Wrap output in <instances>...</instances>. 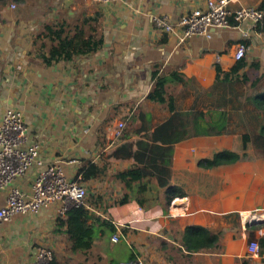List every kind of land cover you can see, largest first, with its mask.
Listing matches in <instances>:
<instances>
[{"label": "crops", "instance_id": "0c3cea01", "mask_svg": "<svg viewBox=\"0 0 264 264\" xmlns=\"http://www.w3.org/2000/svg\"><path fill=\"white\" fill-rule=\"evenodd\" d=\"M205 2L24 0L33 15L0 5V119L8 109L19 111L43 164L60 163L69 178L84 164H109L102 179L82 184L89 214L115 227L113 233L99 227L88 253L71 252L58 226L65 215L58 216L57 208L17 215L0 230V264H32L37 245L68 264L133 259L144 264H264V157L242 140L259 134L264 124V33L250 30L243 37L249 24L242 22L212 30L210 39L180 41V29L164 33L152 23L153 17L164 15L175 24ZM243 7L264 13V0L229 4L231 10ZM69 40L100 41L101 46L45 63L52 50ZM240 48L244 66L234 73ZM155 70L166 77L175 111L196 124V134L173 147L170 182L182 193L174 198L181 209L177 214L165 190L154 187L143 195L148 204L140 206L133 199L119 205L125 192L114 175L131 163L108 160L119 123L132 133L140 116L151 129L170 117L166 108L147 99ZM222 153L238 158L211 169L199 166ZM35 175L31 170L14 185L28 191ZM4 198L5 191L0 192V207ZM190 226L220 235L219 250H186L179 232ZM251 232L259 253L246 257ZM114 235L117 242L111 241Z\"/></svg>", "mask_w": 264, "mask_h": 264}, {"label": "trees", "instance_id": "16d2710c", "mask_svg": "<svg viewBox=\"0 0 264 264\" xmlns=\"http://www.w3.org/2000/svg\"><path fill=\"white\" fill-rule=\"evenodd\" d=\"M6 4V0H0V5ZM258 33H264V18L256 29ZM101 46L100 41H73L62 42L52 50L48 57L44 58L45 63L60 60H69L75 55L95 52ZM244 66L239 61L232 72L239 71ZM152 89L147 95V99L162 105L170 113V117L161 125L151 129V125L140 116V126L132 133L121 129L116 138L117 143L113 145L108 154V160L129 161L128 169L116 172L115 181L121 186L125 195L117 202L119 205L135 200L140 206L148 204V199L143 195L150 192L154 187L158 190H165L167 203L181 196L178 188L171 185L170 175L172 167V156L174 145L192 135L196 131L195 120L189 115L175 111V100L168 95L165 90L166 77L155 70L151 74ZM133 137V138H132ZM244 143H250L257 157H264V124L257 135H243ZM233 153H222L212 161H204L200 167L211 169L213 167L230 164L237 160ZM109 164L98 165L87 163L82 165L74 180L84 183L89 180H100L104 177ZM153 180L154 184H151ZM85 205L70 209L65 214V219L58 220L59 228L64 229L70 245L71 252L88 253L93 244L95 231L105 226L111 233L115 231L114 225L109 221H101L100 218L89 214ZM93 203H101L99 200H92ZM186 250L191 252H213L220 248V235L213 234L208 230L190 226L179 232ZM255 233L248 234V241L255 240ZM52 264H68L59 262L53 257Z\"/></svg>", "mask_w": 264, "mask_h": 264}, {"label": "built area", "instance_id": "2783aa9c", "mask_svg": "<svg viewBox=\"0 0 264 264\" xmlns=\"http://www.w3.org/2000/svg\"><path fill=\"white\" fill-rule=\"evenodd\" d=\"M97 4H110L117 1L131 0H92ZM231 0H206L203 8L195 9L179 22L173 24L167 16L152 18L154 27L164 33H172L180 29V41L190 37L211 38L214 29H228L239 26L242 22L249 24L242 30L243 37H248L250 30H255L262 23L264 13L252 7L237 10L229 8ZM14 9V5H10ZM233 21V23L231 22ZM244 57V50L239 49L234 58L239 61ZM123 128L119 123L117 132ZM116 133V134H118ZM31 170L36 175L28 191H23L14 183ZM5 191L4 204L0 207V230L15 216L36 213L50 207L57 208L58 216H64L70 209L85 205L87 196L84 185L78 180L66 176L63 166L58 162L44 165L39 155V147L30 141L28 129L24 125L22 115L14 109L6 110L0 119V192ZM171 202V210L176 209L175 201ZM185 212V210H183ZM114 235L112 242H117ZM259 253L257 241L249 242L246 257ZM53 252L47 247L35 246L32 264H52ZM119 264H144L140 259L123 261Z\"/></svg>", "mask_w": 264, "mask_h": 264}, {"label": "rangeland", "instance_id": "374dc122", "mask_svg": "<svg viewBox=\"0 0 264 264\" xmlns=\"http://www.w3.org/2000/svg\"><path fill=\"white\" fill-rule=\"evenodd\" d=\"M24 0H6V3L10 4V5H14V11H22L25 13V15H33V11L29 8V7H25L22 2ZM18 5H23L24 7L22 8V10H20L21 8L18 7ZM85 186V185H84ZM86 188V187H85ZM86 192H87V188H86Z\"/></svg>", "mask_w": 264, "mask_h": 264}]
</instances>
